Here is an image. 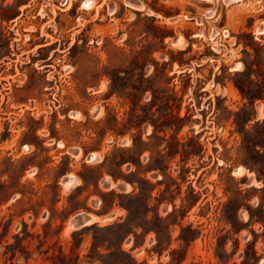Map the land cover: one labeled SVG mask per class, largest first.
Here are the masks:
<instances>
[{
	"label": "rangeland",
	"instance_id": "374dc122",
	"mask_svg": "<svg viewBox=\"0 0 264 264\" xmlns=\"http://www.w3.org/2000/svg\"><path fill=\"white\" fill-rule=\"evenodd\" d=\"M138 3L141 9L128 0H0V264H173L169 250L152 251L153 232L118 226L126 219L120 199H102L132 192L108 173L119 172L108 164L114 154L143 167L153 155L167 165L165 177L139 175L161 182L153 197L168 187L163 198L177 207L198 198L182 224L199 237L183 248L180 228L171 229L177 264H223L215 255L220 238L228 264H241L248 243L257 264L264 261V225L250 224L245 207L238 234H227L221 220L237 187L252 210L261 202L264 209V173L246 166L264 170V102L249 106L233 83L247 64L264 92V32L257 31L264 0ZM113 72L127 95L109 92ZM131 99L143 110L132 114ZM137 115L145 119L139 128ZM135 136L145 143L142 154L131 150ZM120 169L139 177L130 162ZM171 211L167 201L158 206L162 217ZM79 216L85 222L75 227Z\"/></svg>",
	"mask_w": 264,
	"mask_h": 264
},
{
	"label": "trees",
	"instance_id": "16d2710c",
	"mask_svg": "<svg viewBox=\"0 0 264 264\" xmlns=\"http://www.w3.org/2000/svg\"><path fill=\"white\" fill-rule=\"evenodd\" d=\"M246 46H250L249 44H246ZM120 72H113L112 74H109L111 84H110V90L109 92L111 94H116L118 96H123L127 95L126 89L127 87H124L122 84L119 83L121 80V77L119 75ZM255 73V70L253 69L252 66H248L245 64V71L241 74H237L235 78H233V83L234 86L238 89V91L241 93L242 98L247 101L249 106H253L254 102L256 100H263L264 102V92L261 90V88L258 86V84L252 79L251 75ZM256 76L257 73H256ZM131 90H137L136 86H129ZM129 95V94H128ZM131 107L130 110L132 114H137L136 110H143V108L134 101V99L130 101ZM137 117V123L135 124V128H139L140 124L145 120L141 116H136ZM172 117L175 118L179 123H182V120L176 115L172 113ZM111 123L116 124V120L114 118L111 119ZM153 127H154V138L159 139V136H157V122L152 119L151 121ZM238 127L239 124L236 123ZM264 124V122H263ZM260 125L258 123L255 124V127H259ZM244 125L242 126V130H244ZM177 128L178 126H173L170 124L169 129ZM113 131V130H111ZM115 132V131H113ZM124 133V132H120ZM247 134L246 132H244ZM245 140V137H244ZM196 144V143H195ZM145 143L141 140L140 137L135 136L133 138V143H132V151L136 152L139 154H142L144 150H142V146H144ZM195 146H199L196 144ZM200 148V146H199ZM130 150H128L129 152ZM119 152V151H118ZM125 151H120V154ZM175 152L174 154H172ZM178 153V149L173 148L168 153V156L171 158H174V156ZM200 153V152H199ZM156 154L159 157H162L161 152H156ZM192 155V152L190 151H183L181 152V156L185 157H190ZM113 157L108 161V158L104 160V163L102 166H105L107 161L108 164H114L117 169L118 173L108 171L109 175L112 177L114 182H117L118 180H122L126 183H128L132 187V192L123 195V194H116L113 190L110 191L109 194H104L102 195V199H104L105 196H112V197H117L121 201L119 202V205L126 211V219L123 224H120L118 226L124 225L129 227V229L136 228V229H141L143 234L153 232L155 234V244L152 247V251L157 253L159 256L162 254L164 250H169L170 257H171V263H175L176 259L175 256L177 254H180L178 250L176 249H171V229L172 226L177 225L180 228V234L177 238V241L180 242L183 245V248H186L190 243L194 242L200 235V231L198 229H194L192 225H187L184 226L182 224L183 219L189 209H191L193 206L196 205L198 198L195 199L193 202L184 204L183 201L181 200L180 206L177 207L174 204V198L167 200V198H163V195L165 193H169V188L166 187L164 190H158L159 196L158 197H153L152 192L156 189V186L161 185L160 183L157 184H151L147 179L141 178L139 175L143 174L144 176L148 172L152 171H159V173L162 176H167V165L166 166H159L158 160L159 159H152L153 155L150 157V161L148 162L147 166L143 167L139 161L134 162V159L126 160L122 156H116L115 154L112 155ZM130 162L131 164L135 165L137 168V179H128L126 176H124L120 172V168L124 163ZM250 166L251 169H255L258 173L263 175L264 170L261 168H256V164H246V166ZM178 188V186H177ZM264 191V187L262 189ZM137 192V193H136ZM237 196L233 199H230L224 206V210L221 215V220L225 224L226 227H229L227 229V234L233 233V234H238L242 229L243 225L239 222L238 220V211L242 208L245 207L248 212H249V223L250 224H255V223H260L264 225V209H263V203L261 202L256 209L252 210L248 204H247V199H245V195L242 196V192L238 189L237 187ZM191 194H193V191L191 190ZM241 197V198H240ZM136 200L137 206H133V204H129L124 202L123 200ZM152 200L155 202L154 206H152ZM167 201L172 205V211L168 213L165 217H162L159 215L158 212V206L164 202ZM114 203V202H113ZM155 208V209H154ZM229 210V212H227ZM153 212L154 216L149 217V213ZM174 219V220H173ZM236 242V241H235ZM227 241L224 240L222 241L221 238L217 241V249H216V257L219 259L220 262L223 264H228L229 263V255L226 253L225 246H226ZM236 249H238V241L235 243ZM183 251V250H182ZM234 253H232L233 255ZM182 256V254H181ZM183 258V257H182ZM178 259V257H177ZM260 259V256L258 253L255 251L254 245L248 243L246 250L244 252L243 260L241 261V264H257ZM133 264H138L135 261H133ZM235 264V263H234Z\"/></svg>",
	"mask_w": 264,
	"mask_h": 264
},
{
	"label": "bare ground",
	"instance_id": "6f19581e",
	"mask_svg": "<svg viewBox=\"0 0 264 264\" xmlns=\"http://www.w3.org/2000/svg\"><path fill=\"white\" fill-rule=\"evenodd\" d=\"M129 1V3L131 4V6L133 5L135 8H137V9H141L142 8V3H138V1L139 0H137L136 2H135V0L133 1V0H128ZM207 1V0H206ZM208 1H210V2H213V3H216L217 2V0H208ZM224 1V3H231V2H234V1H236V0H223ZM127 2V1H126ZM212 10H209L206 14V16H211L212 15ZM204 14V13H203ZM258 33H263L264 32V25L262 26V27H260L258 30ZM184 69H178V71H183ZM177 71V70H176ZM101 87H99V89H100ZM238 172V170H236L235 171V174H238L237 173ZM70 178V177H69ZM70 181L72 182V180L70 179ZM70 181H69V183H70ZM64 184H68V182H64ZM264 263V262H263Z\"/></svg>",
	"mask_w": 264,
	"mask_h": 264
},
{
	"label": "water",
	"instance_id": "95a60500",
	"mask_svg": "<svg viewBox=\"0 0 264 264\" xmlns=\"http://www.w3.org/2000/svg\"><path fill=\"white\" fill-rule=\"evenodd\" d=\"M89 158H92V156H89ZM70 179L72 180V178H65L64 180H63V183L64 182H68L69 183V181H70ZM71 182V181H70ZM85 222V218L84 217H82V216H79V217H77V218H75L73 221H72V224L75 226V227H77V226H81L83 223ZM264 262V261H263ZM262 262V264H264Z\"/></svg>",
	"mask_w": 264,
	"mask_h": 264
}]
</instances>
